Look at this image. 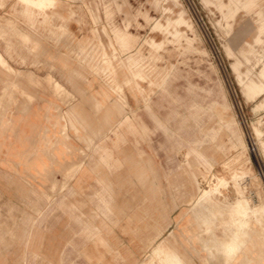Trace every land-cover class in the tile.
Listing matches in <instances>:
<instances>
[{"label": "rangeland", "instance_id": "1", "mask_svg": "<svg viewBox=\"0 0 264 264\" xmlns=\"http://www.w3.org/2000/svg\"><path fill=\"white\" fill-rule=\"evenodd\" d=\"M43 1L0 0V264H224L198 198L264 200V0Z\"/></svg>", "mask_w": 264, "mask_h": 264}, {"label": "bare ground", "instance_id": "2", "mask_svg": "<svg viewBox=\"0 0 264 264\" xmlns=\"http://www.w3.org/2000/svg\"><path fill=\"white\" fill-rule=\"evenodd\" d=\"M36 2L38 5L44 4L43 0H36ZM47 3L52 5L54 2L49 1ZM206 5L209 4L206 2ZM211 5H213V3ZM178 32L176 34H178ZM260 79L261 80L259 83L252 81L247 85V90L250 94L258 96L264 92V67L260 73ZM243 80L244 79H242V81ZM254 132L260 140L259 142L261 144V150L264 153V141H262L261 138L262 132L257 127H254ZM248 162L250 163V160H248ZM239 178H242V176H239L238 174L233 176L235 187L238 186L237 180ZM227 183L228 182H226L225 179L218 178L217 183L213 186V188H211L209 191H204L200 198H198V204L208 212V217L203 219V223L207 224V228L203 230V236L208 235V237H201L202 251L207 254V257H202L203 261L205 259L211 261L214 260L216 256H219L225 258L224 264H233L239 259L245 248H247V244L249 243L248 241L252 238V235H258L261 233V231L264 232V200L258 203V205L252 206L243 197V195H240L234 203H225L222 205L224 207L219 205L220 203L216 200L214 195L219 193V188L223 185H227ZM225 214L227 217H225ZM210 217L212 219H217L218 217L223 219L222 223L225 228L223 238L220 239L215 234H211L209 223H213V221H210ZM253 223L254 226L252 225ZM256 225L260 226L261 228H258ZM239 264H252V261L241 260Z\"/></svg>", "mask_w": 264, "mask_h": 264}, {"label": "crops", "instance_id": "3", "mask_svg": "<svg viewBox=\"0 0 264 264\" xmlns=\"http://www.w3.org/2000/svg\"><path fill=\"white\" fill-rule=\"evenodd\" d=\"M152 254L157 258L166 256L168 264H183V260L171 250L170 243L168 241H162L153 251Z\"/></svg>", "mask_w": 264, "mask_h": 264}]
</instances>
